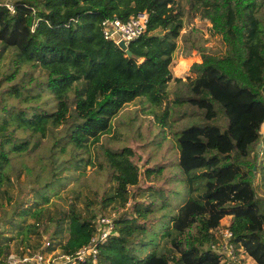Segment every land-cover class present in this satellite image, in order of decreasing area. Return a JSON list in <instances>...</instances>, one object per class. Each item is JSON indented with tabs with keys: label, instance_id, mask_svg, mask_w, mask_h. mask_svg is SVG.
<instances>
[{
	"label": "trees",
	"instance_id": "16d2710c",
	"mask_svg": "<svg viewBox=\"0 0 264 264\" xmlns=\"http://www.w3.org/2000/svg\"><path fill=\"white\" fill-rule=\"evenodd\" d=\"M187 2L207 12L225 51L198 49L200 60L189 66L193 75L174 77L189 90L174 102L199 109L203 120L175 132L177 171L171 177L183 191L148 187L136 195L128 188L139 176L132 149L112 148L100 136L135 97H145L150 106L163 102L182 27L179 0H0V52L9 50L0 62V196L7 194L8 203L0 206V222L4 229L19 227L20 240L31 247L28 254L52 248L62 232L59 249L74 254L97 231L99 210L110 202L124 207L132 199L130 208L111 218L95 259L76 264H221L213 245L226 215V241L254 264H264L263 199L252 184L257 171L264 182V152L256 163L250 146L257 135L250 137L245 126L247 111L264 105V0ZM138 12L146 13L145 29L127 43L126 55L103 37L101 21ZM3 57L0 53V61ZM34 134L43 139L37 143ZM68 143L90 146L112 188L87 213L70 200L58 214L47 215L49 195L75 178L71 164L77 159ZM30 149L37 160L26 164L20 157ZM146 170L159 174L161 168ZM22 171L29 174L23 182ZM14 184L18 190L12 195L8 188ZM27 216L32 221L22 225ZM28 232L43 233L49 245L35 249ZM160 237L171 246L159 247ZM7 257V245L0 243V263Z\"/></svg>",
	"mask_w": 264,
	"mask_h": 264
},
{
	"label": "rangeland",
	"instance_id": "374dc122",
	"mask_svg": "<svg viewBox=\"0 0 264 264\" xmlns=\"http://www.w3.org/2000/svg\"><path fill=\"white\" fill-rule=\"evenodd\" d=\"M4 1L7 2L8 0ZM179 4L183 8L182 27L175 39V48L169 64L171 79L167 83L163 102L157 106H150L145 97H135L126 102L112 116L109 131L100 136V141L112 148L125 145L132 149V159L138 166L139 176L137 184L128 188L131 193H136V195H139L144 189L147 192L148 187L152 189L160 187L164 190L174 188L179 192L183 191L180 182L173 181L171 177L177 171L175 166L177 157L175 132L185 124L203 120L199 109L185 102H181V104L180 102H174L176 97H185L189 94L185 82L177 81L174 77L184 79L187 73L193 75L189 66L192 62L200 60L198 49L204 47L206 51L214 54L225 51V42L221 38V33L213 28L207 12L202 7L191 8L187 0H179ZM0 53L4 56L0 62L5 63L9 50H1ZM235 91H237L236 88ZM237 92L239 93V91ZM164 109H166L165 114H163ZM247 112L249 118L245 125L247 126V132L250 137L252 133L257 135V139L250 148L252 152H256V163H258L264 152V105L255 106ZM247 137L249 136H241L240 140L246 141ZM32 138L37 143L43 139L37 134H34ZM66 149L70 150L77 159L75 163L71 164L75 167L73 170L75 178L68 181L63 187H59L54 194L49 195L43 210L47 215L58 214L59 207H65L70 200L73 201L77 210L87 213L90 207L98 205L99 196L106 195L112 188V182L107 179L108 172L97 168L93 159V150L87 143L81 147H75L72 143H68ZM20 160L26 164L35 162L37 160L36 150L30 149L20 157ZM156 168H161L159 174L154 171L147 173L146 169L154 170ZM27 175L29 174H24V171H22L18 179L23 182L27 179ZM16 184H14L12 190L8 188L9 194L14 195L18 190ZM252 184L256 194L263 199L264 206V182H262L261 174L258 171L254 173ZM23 188H27V186L24 185ZM6 195L2 193L0 196V206L8 207ZM170 195L173 196V193L170 192L167 197L171 198ZM131 203L132 199H129L124 207L115 202L107 203L96 215L98 217L104 214L112 218L118 211L130 208ZM31 221V217L27 216L22 225ZM229 221L230 215L220 219L222 226L219 228L218 233L221 238ZM5 227V229L2 228L0 222V243L2 245L4 242L6 243L8 257H17L19 254L29 256L27 250H31V247L25 246L20 240L21 234H17L19 227H10L9 224H5ZM65 235L66 233L62 232L61 237L57 238L58 240H52V247L55 251L59 250L57 241L61 238L64 239ZM28 239L31 246L39 249L43 247V240L46 238L43 233L37 236L32 232H28ZM157 240V245L161 248L171 246L167 237H160ZM54 250L53 252H55ZM243 259V262H252L250 257L246 256Z\"/></svg>",
	"mask_w": 264,
	"mask_h": 264
},
{
	"label": "built area",
	"instance_id": "2783aa9c",
	"mask_svg": "<svg viewBox=\"0 0 264 264\" xmlns=\"http://www.w3.org/2000/svg\"><path fill=\"white\" fill-rule=\"evenodd\" d=\"M145 23L146 13L138 12L130 15L125 20L117 18L103 19L101 21V31L104 38H110L116 44L119 39H123L124 43L127 44L131 39L144 31ZM97 224L98 227L95 234L90 238L88 243L79 247L74 254L62 252L60 249L55 251L54 247L51 246L52 248L50 249L36 251L29 256L17 255V257H7L0 264H76L87 257L95 259L98 244L105 240L107 233L112 227V221L109 216L102 214L97 217ZM222 234V238L220 236L217 244L213 245L214 250L219 253L221 264H254L253 260L251 263L243 262V258L247 256L246 253L241 248H236L231 242L228 243L226 241L230 235L227 228L224 229ZM43 244L48 246L49 240H45Z\"/></svg>",
	"mask_w": 264,
	"mask_h": 264
},
{
	"label": "water",
	"instance_id": "95a60500",
	"mask_svg": "<svg viewBox=\"0 0 264 264\" xmlns=\"http://www.w3.org/2000/svg\"><path fill=\"white\" fill-rule=\"evenodd\" d=\"M117 45L125 52L126 55L131 54L130 50L127 48V44L124 43L123 39H119L117 41ZM262 89L264 90V85H263Z\"/></svg>",
	"mask_w": 264,
	"mask_h": 264
},
{
	"label": "crops",
	"instance_id": "0c3cea01",
	"mask_svg": "<svg viewBox=\"0 0 264 264\" xmlns=\"http://www.w3.org/2000/svg\"><path fill=\"white\" fill-rule=\"evenodd\" d=\"M226 217V216H225Z\"/></svg>",
	"mask_w": 264,
	"mask_h": 264
}]
</instances>
